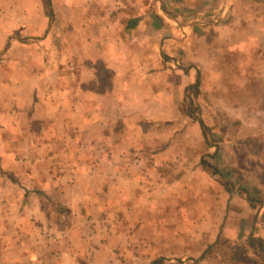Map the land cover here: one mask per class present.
<instances>
[{"label":"crops","instance_id":"crops-1","mask_svg":"<svg viewBox=\"0 0 264 264\" xmlns=\"http://www.w3.org/2000/svg\"><path fill=\"white\" fill-rule=\"evenodd\" d=\"M184 1L193 7L197 0ZM214 1L198 0L197 6L203 11ZM128 2L134 9L131 15L119 12L127 18L124 24L114 18L113 25H95L94 16L92 27L71 29L68 61L64 53L61 59L43 58L47 64L40 76L24 73L0 89V97L6 95L0 98V264H116L118 252L105 239L106 230L84 223L76 235L74 214L80 208L97 209L98 217L112 209L142 208L137 195L146 192L148 176L164 175L178 156L188 162L190 151L194 167L210 152L204 147L200 153V124L184 116L183 123H175L194 82L208 95L224 98V104L228 100L249 121L245 139L231 137L223 148L220 142V152L211 155L235 162L244 144L253 163L250 177L264 181V44L256 49L254 30L245 28L248 41L231 36L234 51H220L203 28H196L199 42L194 43L184 34L194 28L169 26L159 1ZM226 27L228 34L232 29ZM257 28L264 35V26ZM5 30L10 36L30 34L26 26ZM238 31L235 26L231 33ZM176 32L180 35L173 39ZM43 42L31 45L42 50L49 44ZM31 45L24 50L30 53ZM30 61L24 57L20 66H31ZM213 108L216 103L204 102V112L216 113ZM191 128L198 138L179 137L185 130L191 134ZM262 210L251 236L264 240V204Z\"/></svg>","mask_w":264,"mask_h":264},{"label":"rangeland","instance_id":"rangeland-1","mask_svg":"<svg viewBox=\"0 0 264 264\" xmlns=\"http://www.w3.org/2000/svg\"><path fill=\"white\" fill-rule=\"evenodd\" d=\"M157 1L160 9L169 14L171 20L165 21L169 26L178 30L184 25L195 29L190 28L193 33L184 31L185 36H190L194 43L199 42L196 28H203L207 36L213 39L209 44L220 51L228 48L234 51L231 41L235 39L231 36L238 37L239 41H248L250 34L245 28L250 27L256 34V49H262L258 44H264V35L256 32V29L264 26V0H215L203 11V8H199L202 4L198 0L193 7L185 5L184 0ZM152 3L155 4V0ZM124 9L131 15L134 3L128 0H0V77H5V85L0 89L6 90L8 81L13 83L17 76H24V73L25 76L33 73L40 76V70L47 64L46 61L41 63L43 58L61 59L64 53L63 61H68L71 29L76 31L92 27L91 19L94 16L95 25H113L110 22L114 18L124 24L123 20L127 18L119 15ZM254 13L258 16L255 17ZM25 26L30 34L20 32L10 36L9 32H4L7 28L21 31ZM226 26L231 27V32L238 26L239 31L237 34H227ZM211 27H219L217 36L213 35L215 31ZM178 35L176 32L173 39ZM43 40V43L49 44L42 46V50L31 45H39ZM27 44L31 45L30 53L24 50ZM24 57L30 58L31 66H20ZM8 75L13 78H6ZM203 87L196 82L189 84L181 104L182 113L175 115L176 124L183 123L181 117L184 116L185 121L188 119L200 124L203 131V146L199 150L203 153L205 147L210 152H204L196 166H192L193 155L190 151L188 162L178 156L177 160L169 163L173 169L164 175L156 172L148 176L147 187H142L146 192L137 195L143 200L142 208L112 209L99 217L97 209L89 212L86 208H80L74 214L76 235L84 223L90 228L96 226L97 231L102 232V228L106 230L105 239L110 240L112 248L118 252L116 264H154L156 261L155 264H264V242L251 236L257 218L263 217V176L259 179L250 177L252 170L249 167L253 163L247 161L244 144L238 161L224 163L211 155L217 149L216 153H219L223 143L231 137L245 139L249 121L246 114L235 113L228 100L227 105L224 104V98L208 95ZM4 96L2 93L0 98ZM204 102L216 103L217 109L212 110L217 112H204ZM2 105L8 106L6 102ZM175 131L174 136H179V130ZM196 131L191 128L188 135L185 130V134L179 137L198 138ZM220 142H223L221 148ZM124 218L125 227L120 225V220ZM248 223L253 225L247 226ZM63 228L64 231L68 229L67 222ZM237 229L241 231L240 236L234 235Z\"/></svg>","mask_w":264,"mask_h":264},{"label":"trees","instance_id":"trees-1","mask_svg":"<svg viewBox=\"0 0 264 264\" xmlns=\"http://www.w3.org/2000/svg\"><path fill=\"white\" fill-rule=\"evenodd\" d=\"M252 239H253V238H252ZM261 240H262V242H264V240H263V239H260V241H261ZM252 241H253V240H252ZM262 242H261V243H262ZM205 254H206V252H205V253H204V254L201 256V258H203V257L205 256ZM162 260H165V259H162ZM155 263H157V261H156V262H154V264H155Z\"/></svg>","mask_w":264,"mask_h":264}]
</instances>
